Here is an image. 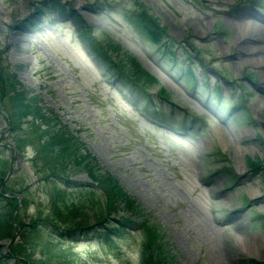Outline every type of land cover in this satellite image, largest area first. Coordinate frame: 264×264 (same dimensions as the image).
<instances>
[{"label":"rangeland","instance_id":"obj_1","mask_svg":"<svg viewBox=\"0 0 264 264\" xmlns=\"http://www.w3.org/2000/svg\"><path fill=\"white\" fill-rule=\"evenodd\" d=\"M85 29L106 45L107 67L132 75L129 55L157 81L146 85L158 104L147 115L184 130L186 118L173 103L208 117L210 129L181 137L141 119L134 106H149L107 85L109 71L81 41ZM263 61L264 0H0V215L11 211L15 222L13 236L0 240V264H140L145 233L135 228L143 223L157 235L162 264H264ZM188 66L201 82L196 96L181 79ZM218 75L228 88L223 103L206 106L203 84L222 85ZM19 93L39 108L40 124L77 139L107 184L115 181L139 208L119 205L109 218L134 224L119 239L107 233L105 245L68 236L63 242L33 225L39 211L53 217L50 192L64 183L47 178L57 166L39 161L37 135L25 124L31 119L20 128L11 124V101ZM243 100L246 110L229 122V110ZM26 135L35 146L21 152L15 140ZM207 154L216 157L207 160ZM219 166H232L235 175L217 177ZM239 177L241 186L232 189ZM60 178L75 188L92 185L73 163ZM7 199L19 202L8 206ZM94 214L77 222L95 225Z\"/></svg>","mask_w":264,"mask_h":264},{"label":"trees","instance_id":"obj_2","mask_svg":"<svg viewBox=\"0 0 264 264\" xmlns=\"http://www.w3.org/2000/svg\"><path fill=\"white\" fill-rule=\"evenodd\" d=\"M85 33L89 34V31L86 30ZM84 41L87 44L88 49L95 56L101 58L105 65H107L108 63L106 59L108 58L104 57L102 54L103 49H106V45L89 40L88 36L85 37ZM111 49L116 50L117 48L111 43ZM127 65L132 70V75L135 73L138 78L133 77L135 79L134 80L131 77V73L129 72V75L121 66L114 65V67L118 69L114 67L112 68V66L108 67L121 75V78L126 83L128 89L131 86L133 91H137L136 87L139 86L137 94L138 96L143 97L142 95L148 93L147 91L149 88L146 86L147 83H151V86H155L157 81L145 71H142V67H140V65L129 55ZM185 76L189 77V74ZM4 78L5 77L1 76V82L7 81ZM140 91H142V95L139 94ZM9 92L17 93L15 89L9 90ZM11 103H13V111L12 114H10V117L12 123L14 122L16 124V128H20L23 119L27 117L31 119L30 121L27 120L25 124L27 125L28 130L37 135H33V137H37L36 143L40 147V150L37 151V155L39 154V161L49 163H46L45 168L47 166L49 167V165L54 167L57 166L55 168L49 169L47 178L52 176L59 178L60 174L68 170L71 163H73V165L78 169L87 173L93 182V186H91L90 189L85 190L82 188H72L71 192H68V187H64V189L54 187L53 193L51 194L50 192L51 204L49 205V210H47L52 213L53 217L44 216L43 211H39L37 215L33 217V225L35 227L38 226V230H45L46 232H49L52 234V236L57 237L56 239H59L60 241H64L62 238L67 236L71 237L72 239H82L84 237H88L89 239V236L94 234L97 241L101 245H105L107 241H110L107 233L116 239L120 238V232H125V227L132 223L126 219H123L122 217H118L120 220H117V223L114 222L116 220H110L109 218L113 216V212H116V210L119 208V205H123L125 210L130 212H133L134 210L140 211L139 208L135 206V203L131 201L129 196L124 191H122V189H120L119 185L115 181L107 184L104 176L100 175L99 169H95L90 165V157L84 155V148L79 146L77 139L70 135L66 130L51 129L48 122L40 124L41 118L38 112L39 108L34 104L33 101L30 102V100H24L23 97H20L19 93L17 97L11 101ZM32 106L36 107L34 111ZM41 121L43 122V120ZM37 122H39V124H36ZM41 128H45L46 130L42 131ZM27 135L24 138L18 136L15 140L18 150L21 152L25 151L28 146H35L33 142L28 140ZM58 162H61L62 164L58 165ZM37 167L39 168V166ZM39 174L41 173L38 172V175ZM78 192L82 196L78 198V204H75L73 197L78 195ZM80 198H84V200L80 201ZM60 200H63L64 202L61 206L57 204L60 202ZM16 201L17 200L12 199L6 200L8 206H13L19 202ZM27 208H29L28 201L25 202V207L23 210H27ZM86 212L95 213L94 215L97 218L95 225L85 224L83 221L77 222L79 217L86 218ZM12 219L11 211L10 213L8 212L4 215H0V240L11 238L13 236L15 222ZM40 225L44 227H41ZM148 228L149 226H147L146 223H143L139 226V229L141 231L143 230L145 233V239L142 242L141 264L165 263L163 258L159 259L156 256L161 250V247L159 244H157V242H155L157 238L155 231L152 228ZM24 243L17 246V250L20 254V249H25Z\"/></svg>","mask_w":264,"mask_h":264},{"label":"bare ground","instance_id":"obj_3","mask_svg":"<svg viewBox=\"0 0 264 264\" xmlns=\"http://www.w3.org/2000/svg\"><path fill=\"white\" fill-rule=\"evenodd\" d=\"M250 27H252V26H249V27H247L246 29H249ZM253 51H255V49H253ZM262 64L264 65V61H263V63H259L258 65H262ZM259 241H260L259 244H261L260 246H262V247L264 248V240H263V239H260ZM262 247H261V248H262ZM263 248H262V249H263ZM261 253H262V251H261Z\"/></svg>","mask_w":264,"mask_h":264}]
</instances>
